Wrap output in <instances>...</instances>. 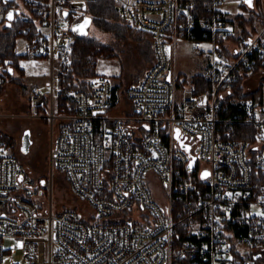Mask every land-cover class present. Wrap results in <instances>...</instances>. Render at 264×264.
<instances>
[{
    "label": "built area",
    "instance_id": "2783aa9c",
    "mask_svg": "<svg viewBox=\"0 0 264 264\" xmlns=\"http://www.w3.org/2000/svg\"><path fill=\"white\" fill-rule=\"evenodd\" d=\"M229 1L211 0L200 15L193 0H117L155 53L120 90L103 76L65 83L86 0H24L27 10L8 0L22 55L50 61L47 90L31 96L48 126L49 169L36 179L0 128V264L19 250L28 264H264V25L243 35ZM181 39L205 56V71L178 68ZM10 64L0 86L15 77ZM56 170L83 210L72 199L56 205Z\"/></svg>",
    "mask_w": 264,
    "mask_h": 264
},
{
    "label": "rangeland",
    "instance_id": "374dc122",
    "mask_svg": "<svg viewBox=\"0 0 264 264\" xmlns=\"http://www.w3.org/2000/svg\"><path fill=\"white\" fill-rule=\"evenodd\" d=\"M87 1V0H86ZM21 9L27 10L24 0H17ZM239 0H232L230 18L239 10ZM82 6V4H79ZM85 14V11H84ZM4 23H0V32L3 31ZM90 35L112 46V56L98 58L96 74L88 78V83L96 77H106L112 82L125 88L131 83L141 79L147 69L153 63V39L150 35L144 36L136 27L128 25L119 37L111 32H105L95 23L90 26ZM19 66L25 70L23 84L15 79L6 84L0 91V128L15 142V150L20 155L36 179H42L49 169V135L45 119L34 117L36 108L31 102L32 92L37 87L47 90L46 81L50 77V61L47 58L33 59L26 55L23 38H17ZM6 63H11L8 59ZM177 65L188 73L205 71V56L192 51L185 41L179 42ZM17 75V71L15 73ZM19 75V74H18ZM17 75V76H18ZM26 89V90H25ZM30 132L32 142L27 150L22 148L24 136ZM57 188L55 192V203L61 205L72 199V205H78L84 209L83 203L78 196L70 191V185L66 175L56 170ZM150 180L154 187L163 186L161 178L153 172ZM28 264L22 250L9 254L6 264Z\"/></svg>",
    "mask_w": 264,
    "mask_h": 264
},
{
    "label": "trees",
    "instance_id": "16d2710c",
    "mask_svg": "<svg viewBox=\"0 0 264 264\" xmlns=\"http://www.w3.org/2000/svg\"><path fill=\"white\" fill-rule=\"evenodd\" d=\"M210 1L211 0H193L195 11H197V13L200 15H205V10L203 7L207 2ZM85 5V15L92 16V23H95L105 32H111L115 34L116 37H119V35H121V33H123L125 30V25L126 27L129 25V23L123 19L121 12L118 9L117 0H87ZM242 5L248 11V14H239L236 16L235 20L241 26L243 35L254 36L259 31L260 26L264 25V0H254V5L251 6L246 0H242ZM12 6L13 2L7 3L4 15V27L3 31L0 32V66L4 65V63L10 59L11 67H14L15 73L17 71V75L19 74L18 76L14 74V79L23 84L22 77L25 74V70L19 66L20 55L16 52L17 38L20 35L17 32V25H15V22L9 26L8 21L6 20V14L8 10L12 8ZM137 30L142 32L144 36L147 34L150 35L148 32L141 29L137 28ZM196 31L202 36V30L198 24L196 25ZM113 53L114 50L112 46L101 41L99 38L90 35V33L88 35H80L76 32L73 41L72 69L66 76L65 83L70 87H88V78L95 75L97 72L96 67L98 58L102 56H112ZM154 57L155 53L153 50L151 57L153 61ZM7 75L12 77V74H10V69L8 70ZM23 85L25 86V84ZM116 88L122 90L125 89V86L118 83L116 84ZM237 88L239 93H244L239 86H237ZM2 89L3 86H0V91H2ZM255 94L263 97V85L259 87ZM232 111L235 113L241 112L238 107H232ZM237 128L239 131L251 129V127L247 125H239ZM233 136L241 138L252 136L253 138L254 135L253 133L250 136L243 133H235ZM44 177H46V175H44ZM261 260L264 261V254ZM174 264H189V261L186 257H181L179 259H175Z\"/></svg>",
    "mask_w": 264,
    "mask_h": 264
},
{
    "label": "water",
    "instance_id": "95a60500",
    "mask_svg": "<svg viewBox=\"0 0 264 264\" xmlns=\"http://www.w3.org/2000/svg\"><path fill=\"white\" fill-rule=\"evenodd\" d=\"M247 1V0H246ZM251 5H254V0H251ZM84 9L86 8V5L83 7ZM119 9V6H118ZM8 12L13 13V19L15 18V9L10 8ZM7 12V13H8ZM65 14L68 15V11H65ZM7 18V14H6ZM12 19V20H13ZM8 20V19H7ZM12 20H8V25L10 26L12 24ZM93 18L90 15H85L84 18L74 24V29L75 31L80 34V35H88L90 33V26L92 24ZM10 72H13V68L11 67ZM32 142L30 132H28L27 135L24 136V141H23V146L22 148L24 150H27ZM46 180L43 179L42 183L45 184Z\"/></svg>",
    "mask_w": 264,
    "mask_h": 264
},
{
    "label": "crops",
    "instance_id": "0c3cea01",
    "mask_svg": "<svg viewBox=\"0 0 264 264\" xmlns=\"http://www.w3.org/2000/svg\"><path fill=\"white\" fill-rule=\"evenodd\" d=\"M240 3L238 4L239 6V10L234 14V16L231 18L235 20L236 16L239 14H248V11L244 8V6L242 5V0H239ZM232 0H230L225 6H224V10L226 11L227 15L230 16V12H231V7H232ZM85 5V4H84ZM83 5V7H84ZM84 9V8H83ZM17 51V50H16Z\"/></svg>",
    "mask_w": 264,
    "mask_h": 264
},
{
    "label": "snow or ice",
    "instance_id": "6c2138e0",
    "mask_svg": "<svg viewBox=\"0 0 264 264\" xmlns=\"http://www.w3.org/2000/svg\"><path fill=\"white\" fill-rule=\"evenodd\" d=\"M5 3L8 2V0H4ZM247 2L249 3V5L251 6V0H247ZM7 19L8 20H12L13 19V13L12 12H8L7 13ZM250 43V42H249ZM204 175L206 176L207 173H204ZM125 195H127V193H125Z\"/></svg>",
    "mask_w": 264,
    "mask_h": 264
}]
</instances>
